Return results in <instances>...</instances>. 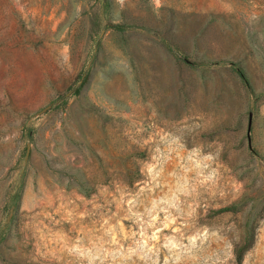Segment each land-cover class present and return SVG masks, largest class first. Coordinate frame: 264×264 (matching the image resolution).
<instances>
[{"label": "rangeland", "instance_id": "obj_1", "mask_svg": "<svg viewBox=\"0 0 264 264\" xmlns=\"http://www.w3.org/2000/svg\"><path fill=\"white\" fill-rule=\"evenodd\" d=\"M0 264H264V0H0Z\"/></svg>", "mask_w": 264, "mask_h": 264}, {"label": "trees", "instance_id": "obj_2", "mask_svg": "<svg viewBox=\"0 0 264 264\" xmlns=\"http://www.w3.org/2000/svg\"><path fill=\"white\" fill-rule=\"evenodd\" d=\"M240 261H241V259H240Z\"/></svg>", "mask_w": 264, "mask_h": 264}]
</instances>
